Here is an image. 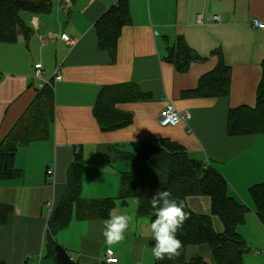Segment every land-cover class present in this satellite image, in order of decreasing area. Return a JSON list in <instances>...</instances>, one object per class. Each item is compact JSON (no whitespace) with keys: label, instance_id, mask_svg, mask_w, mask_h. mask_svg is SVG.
Instances as JSON below:
<instances>
[{"label":"crops","instance_id":"1","mask_svg":"<svg viewBox=\"0 0 264 264\" xmlns=\"http://www.w3.org/2000/svg\"><path fill=\"white\" fill-rule=\"evenodd\" d=\"M119 1L52 0L48 13H21L27 35L20 33L11 42L0 39V147L36 98L37 63L53 85L47 136L19 146L14 168L20 175L0 179V264H58L46 247L49 223L68 191L78 153L83 201L113 200L111 214L128 215L129 227L123 241L109 246L102 222L110 215L89 220L74 210L68 225L53 236L57 246L77 264H107L108 250L117 264H151L152 222L138 214V200L123 203L119 195L123 175L142 166L138 148L164 139L225 178L228 195L248 208L237 228L250 247L243 264H264V224L250 195L251 187L264 184V134H228L230 110L257 107L264 30L252 22H264V0H124L129 12L124 24L115 19ZM213 16L220 21H211ZM179 40L191 56L197 55L186 70L173 60ZM222 60L231 69L227 97L186 95ZM58 67L61 81L53 79ZM126 84L136 86L145 99L118 104L115 110L131 115L132 124L104 131L95 116L99 93ZM167 104L190 113L191 119L162 127L159 118ZM200 200L207 198H191L189 206Z\"/></svg>","mask_w":264,"mask_h":264},{"label":"trees","instance_id":"2","mask_svg":"<svg viewBox=\"0 0 264 264\" xmlns=\"http://www.w3.org/2000/svg\"><path fill=\"white\" fill-rule=\"evenodd\" d=\"M51 3L52 0H0V39L11 42L16 40L20 33L27 35L29 28L21 18V13L28 12L35 15L48 13L52 8ZM114 12L117 13L116 21L124 24L129 15L124 0L116 4ZM103 39L105 40V37ZM105 43L106 45L110 43L108 38ZM177 45L173 60L181 69L186 70L190 60L197 55L191 56V53L185 50L181 40ZM262 70L257 107L253 109L240 107L229 111V136L264 134V60ZM230 77L231 69L222 60L213 71L200 78L197 89L187 92L186 95L200 98L227 97L231 87ZM51 84H44L43 88L38 89L28 114H25L14 126L15 128L5 140L6 143L0 147L1 180H11L20 175V172L14 168V153L19 146L30 143L36 136L39 138L47 136L46 127L53 118V102L51 101L53 85ZM144 96L136 86L131 84L102 89L95 107V116L102 129L112 131L131 125L132 116L116 111L115 108L121 103L145 99ZM38 126H41L39 133L36 131ZM137 154L142 166L136 173L130 172L123 175L119 195L121 201L127 203L130 199L138 200V214L153 222L156 216L150 198L156 192L169 191L172 197L182 205L186 216L182 227L177 231V238L182 242L179 255L173 256L172 259L165 257L162 261L155 259L154 264H243L244 256L250 252V247L237 232V228L244 222L248 208L228 195V184L225 178L212 165L192 160L184 147L168 139L144 144L138 148ZM81 164L82 156L78 153L71 165L68 191L56 205L49 223L46 247L53 257H55V248L58 247L53 236L55 232L68 225L75 211L79 218L96 220L109 217L114 207L111 199L83 201L81 198L83 166ZM250 195L258 217L264 224V184L251 187ZM198 197L210 199V213L204 214L191 209L188 200ZM4 209L2 207V210ZM216 221L222 225L220 229L216 227ZM155 243L150 244L152 248ZM192 245H207L210 248V257L196 255L188 258V248Z\"/></svg>","mask_w":264,"mask_h":264},{"label":"clouds","instance_id":"3","mask_svg":"<svg viewBox=\"0 0 264 264\" xmlns=\"http://www.w3.org/2000/svg\"><path fill=\"white\" fill-rule=\"evenodd\" d=\"M151 206L154 209L156 219L151 223L155 246L151 249L156 260L172 259L179 255L182 242L177 238V231L182 227L186 218L182 205L172 197L171 192H156L151 198ZM128 215L110 214L109 219L104 220L102 236L109 246L119 244L125 238V232L129 227Z\"/></svg>","mask_w":264,"mask_h":264},{"label":"built area","instance_id":"4","mask_svg":"<svg viewBox=\"0 0 264 264\" xmlns=\"http://www.w3.org/2000/svg\"><path fill=\"white\" fill-rule=\"evenodd\" d=\"M204 20L203 15L198 16L199 23H202ZM211 21H220V18L218 16L211 17ZM253 25L259 29L264 30V22H261L257 19L252 22ZM63 39L65 42H68L69 44H76V41H73L72 39L68 38L67 36H63ZM44 69L41 64H36L34 67V79L39 83V88H43L44 84H50L51 79H45L44 76ZM53 79L55 81H61L63 79L62 73L60 71V68L58 67L53 75ZM189 119H191V115L188 112L181 113L179 112L174 105L167 104L166 107L163 109V111L160 114L159 122L162 127H176L180 125L182 122H188ZM50 175L52 174V171L49 170L48 172ZM105 262L107 264H117L118 258L114 256L113 251L108 250L107 254L105 256Z\"/></svg>","mask_w":264,"mask_h":264},{"label":"rangeland","instance_id":"5","mask_svg":"<svg viewBox=\"0 0 264 264\" xmlns=\"http://www.w3.org/2000/svg\"><path fill=\"white\" fill-rule=\"evenodd\" d=\"M50 170L52 171V169H50ZM52 173H53V171H52ZM227 184H228V182H227ZM200 201H204V202H202V204H200V205L199 204L197 205L194 202H190L191 208L194 211L201 210V211H198V212H202L204 214H208L209 213V209H206V208H207L208 205H211L210 199L207 198V201H205V200H200ZM200 206H202V209H199ZM218 224H220V222L216 223V227L218 229H220L218 227ZM150 253H151V250H150ZM187 255H188V258L192 257V256H196V255L202 256V257H206V256L210 257V248L207 245L206 246H193L192 245L191 247L188 248ZM154 261H155V258L152 257L151 264H154ZM128 264H139V262L133 260L131 263H128Z\"/></svg>","mask_w":264,"mask_h":264},{"label":"water","instance_id":"6","mask_svg":"<svg viewBox=\"0 0 264 264\" xmlns=\"http://www.w3.org/2000/svg\"><path fill=\"white\" fill-rule=\"evenodd\" d=\"M55 254L58 264H77L73 259H71L68 251L60 245L55 248Z\"/></svg>","mask_w":264,"mask_h":264}]
</instances>
